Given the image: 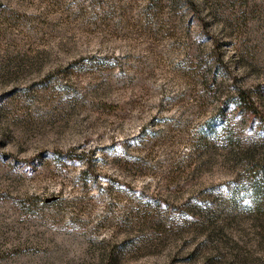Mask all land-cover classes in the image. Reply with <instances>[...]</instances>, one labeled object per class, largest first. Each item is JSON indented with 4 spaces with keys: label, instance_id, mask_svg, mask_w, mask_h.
Masks as SVG:
<instances>
[{
    "label": "rangeland",
    "instance_id": "rangeland-1",
    "mask_svg": "<svg viewBox=\"0 0 264 264\" xmlns=\"http://www.w3.org/2000/svg\"><path fill=\"white\" fill-rule=\"evenodd\" d=\"M0 264H264V0H0Z\"/></svg>",
    "mask_w": 264,
    "mask_h": 264
},
{
    "label": "trees",
    "instance_id": "trees-1",
    "mask_svg": "<svg viewBox=\"0 0 264 264\" xmlns=\"http://www.w3.org/2000/svg\"><path fill=\"white\" fill-rule=\"evenodd\" d=\"M223 104L230 108H233L234 106L241 114L250 115L252 113L255 114L256 111L255 101L252 99L251 96L248 97L247 92L242 89H238L233 96H228V99H225ZM220 120H223V118H220ZM218 126V124L209 126L208 132L210 134H213L214 131L218 128Z\"/></svg>",
    "mask_w": 264,
    "mask_h": 264
}]
</instances>
